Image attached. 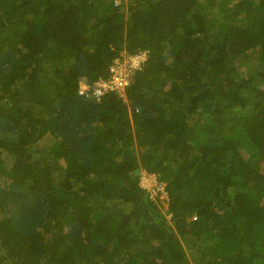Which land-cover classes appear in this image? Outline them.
I'll return each mask as SVG.
<instances>
[{"label": "trees", "instance_id": "trees-1", "mask_svg": "<svg viewBox=\"0 0 264 264\" xmlns=\"http://www.w3.org/2000/svg\"><path fill=\"white\" fill-rule=\"evenodd\" d=\"M0 264H264V0H0Z\"/></svg>", "mask_w": 264, "mask_h": 264}, {"label": "clouds", "instance_id": "clouds-1", "mask_svg": "<svg viewBox=\"0 0 264 264\" xmlns=\"http://www.w3.org/2000/svg\"><path fill=\"white\" fill-rule=\"evenodd\" d=\"M113 1L115 3L118 1L119 3L117 2L116 5H120V6H122V5H124V3L128 2V0H117V1L113 0ZM122 1L124 2L123 4H122ZM141 53H147V52H141ZM136 55H138V54H136ZM136 55H133V56H136ZM127 56H132V55L123 53L120 57L116 58L111 63V65L109 67V75L107 77H105V78H103V77L99 78L98 80H96L93 83V85H90L87 80L80 81L79 90H78L79 95L82 96V97H85V98H95L97 103L101 102L106 95H110V94L117 95V96H119V97H121V98L126 100V92H127L128 87L131 84L132 77H133V75H135L136 72L142 70V68L144 67L145 62L148 59V56H147L146 61L143 64L142 68L134 70L129 75V78H128V82L129 83H128V85L125 87V89L122 92H120V93H118V92H107V93L102 94L101 96H96L95 95V90L98 87L99 82L105 81V80L108 81V80H110L112 78L113 73H112L111 69L114 66L115 62L117 60L123 59L124 57H127ZM139 187L143 191H145L147 193V195L150 197V199L152 201H154L157 204L158 207H159V204L164 199H166L167 200V204H169V196H168L167 191L165 190L166 186L163 184V182L161 183L159 181V178H158V176L156 174H153V173H150V172H147V171H143V174H142V176H141V178L139 180ZM159 188H164V190L160 191V190H158ZM164 215L166 216L167 219H168L169 215L171 216V218L168 219L169 221L172 219V214L169 211V205H168V207L166 209V213ZM192 218H195L194 220H196V217H192Z\"/></svg>", "mask_w": 264, "mask_h": 264}, {"label": "built area", "instance_id": "built-area-1", "mask_svg": "<svg viewBox=\"0 0 264 264\" xmlns=\"http://www.w3.org/2000/svg\"><path fill=\"white\" fill-rule=\"evenodd\" d=\"M146 59L147 53H140L136 56H127L117 60L111 69L113 73L112 78L108 81L99 82L95 90V95L101 96L107 92H122L129 83V75L134 70L141 69ZM158 190L163 191L164 188H159Z\"/></svg>", "mask_w": 264, "mask_h": 264}, {"label": "rangeland", "instance_id": "rangeland-1", "mask_svg": "<svg viewBox=\"0 0 264 264\" xmlns=\"http://www.w3.org/2000/svg\"><path fill=\"white\" fill-rule=\"evenodd\" d=\"M159 207L162 210V212L165 214L166 213V209L168 207L167 200L166 199L162 200V202L159 204ZM194 217H196V216H194ZM170 218H171V216L169 215L168 219H170ZM194 219L195 218H192V220H194Z\"/></svg>", "mask_w": 264, "mask_h": 264}]
</instances>
